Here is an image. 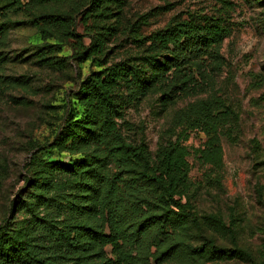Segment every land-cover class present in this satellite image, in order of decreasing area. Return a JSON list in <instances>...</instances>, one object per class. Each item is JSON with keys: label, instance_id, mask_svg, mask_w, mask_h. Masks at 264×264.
<instances>
[{"label": "rangeland", "instance_id": "1", "mask_svg": "<svg viewBox=\"0 0 264 264\" xmlns=\"http://www.w3.org/2000/svg\"><path fill=\"white\" fill-rule=\"evenodd\" d=\"M110 2L107 13L111 16L106 20L91 13L84 19L88 7L77 8L75 3L49 5L34 13L23 5H13L0 15L4 28L0 37V227L9 228L13 235H24L31 232L30 222L44 214L43 207L38 206L39 192L31 187L33 172L39 170L38 165H31L34 159L69 163L83 153L48 148L71 109L81 112L70 95L91 71L99 69L97 58L81 64L72 60L69 45L76 41L63 40L61 32L73 29L84 35V46L89 45L90 35L100 34L104 43L100 58L111 65L136 62V58L150 55V42L143 38L172 20L193 18L201 22L221 17L230 33L219 49V57L206 62L204 71L195 77L197 85L188 94L164 100L160 87L154 84L139 100L126 105L117 118L124 143L144 155V167L153 168L159 149L177 142L184 153L186 174L176 189L183 208H172L186 215L185 223L168 240L157 238L161 246L147 233L129 248L132 258L127 261H263L264 0H229L227 11L221 8V0ZM40 13L58 14L59 18L51 25L36 27L31 21ZM202 101H213L219 106L217 125L212 130L202 129L196 118H178L180 111ZM103 160L112 173L117 171L116 160ZM66 191L67 185L59 181L48 198L63 197ZM20 201H25L22 210L11 211V205ZM156 204L163 206L159 201ZM152 210L160 214V208L152 206ZM96 221L103 225V219L93 218L91 213L86 226L91 230ZM135 228L131 226L128 231ZM103 233H108L106 226ZM210 241L221 249H241L244 255L209 259ZM88 247L92 249L87 253L64 246L56 254L71 258L60 259L61 264H105L104 260H117L108 245L94 249L90 242ZM158 254L162 256L156 261L153 256Z\"/></svg>", "mask_w": 264, "mask_h": 264}, {"label": "trees", "instance_id": "2", "mask_svg": "<svg viewBox=\"0 0 264 264\" xmlns=\"http://www.w3.org/2000/svg\"><path fill=\"white\" fill-rule=\"evenodd\" d=\"M65 3L88 7L84 19L89 13L105 20L111 16L107 13L110 0H0V15L13 5H23L34 13L38 8ZM221 3L224 11L230 9L229 0ZM58 18V14L40 13L31 22L36 27L51 25ZM229 33L221 17L201 22L193 18L172 20L143 38L150 42V55L136 58V62L111 65L100 58L104 51L100 34L90 35L89 45L84 46L85 36L75 30L60 33L65 36L63 40L76 41L69 45L72 60L81 64L97 58L99 69L91 71L70 95L81 112L71 109L48 148L83 153L79 158H71L69 163L41 159L31 163L39 166L38 171H32L31 187L39 192L38 206L43 207L44 214L30 222L31 232L24 235H13L9 228L0 227V264H61L60 259L71 258L56 254L60 248L88 253L92 249L88 247L90 242L94 249L105 245L112 248L117 260L107 259L105 264H131L127 261L132 258L129 248L144 235L152 234L157 241V238L168 240L177 233L186 221V215L172 209L183 208L176 193L177 186L186 179L182 148L177 142L169 143L159 149L153 168L144 167V155L124 143L117 118L126 105L139 100L154 84L160 87L164 100L188 94L197 85L195 77L204 71L206 62L219 57V49ZM3 34L0 24V37ZM218 108L213 101H202L180 111L178 118L180 121L196 118L202 129L212 130L217 125ZM109 157L117 161L116 172L112 173L103 160ZM59 181L67 185L66 193L63 197L48 198ZM158 201L163 206L156 204ZM24 202L13 203L11 211L22 210ZM152 206L160 208V214H154ZM91 213L93 218H102L103 225L96 221V228L90 230L86 224ZM105 226L107 234L103 233ZM131 226L136 227L133 232L128 231ZM209 244V259L244 255L241 249L230 251L215 246L212 241ZM51 249L56 252L51 253ZM66 252L63 249V254ZM161 256L153 257L159 261ZM254 264H264V260Z\"/></svg>", "mask_w": 264, "mask_h": 264}]
</instances>
